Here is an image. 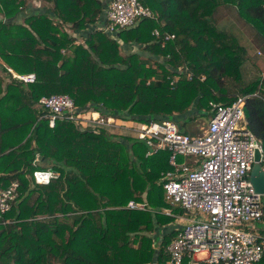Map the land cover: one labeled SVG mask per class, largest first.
Instances as JSON below:
<instances>
[{
    "label": "trees",
    "instance_id": "obj_1",
    "mask_svg": "<svg viewBox=\"0 0 264 264\" xmlns=\"http://www.w3.org/2000/svg\"><path fill=\"white\" fill-rule=\"evenodd\" d=\"M29 1L0 0V190L18 182L0 211V264H166L176 231L155 232L174 219L161 211L171 206L160 180L169 150L146 155L145 141L124 128L50 126L38 99L68 93L80 109L143 122L209 119L211 101L247 95L264 166V62L245 79L247 62L256 64L248 46L214 18L218 7H234L264 37V0H140L155 17L115 31L95 29L109 0H40L49 12L25 13ZM126 41L146 54L126 51ZM49 167L58 175L37 183L33 171ZM130 199L148 208L125 207ZM255 264H264V250Z\"/></svg>",
    "mask_w": 264,
    "mask_h": 264
},
{
    "label": "built area",
    "instance_id": "obj_2",
    "mask_svg": "<svg viewBox=\"0 0 264 264\" xmlns=\"http://www.w3.org/2000/svg\"><path fill=\"white\" fill-rule=\"evenodd\" d=\"M154 16L140 0H109L104 19L97 21L95 29L115 31ZM152 32L159 35L157 28ZM163 36L168 39L174 34L164 32ZM13 74L23 81L35 79L34 73ZM246 97L237 96L227 104L211 101L212 114L203 132L196 135L169 118L120 123V118L112 114L78 108L68 93L42 95L38 105L44 111L39 117L47 118L50 126L66 119L79 129L124 128L145 141L146 155L169 150V168L161 172L160 180L164 198L171 206L161 211L181 224L175 227L176 233L167 245L166 264H255L264 250V237L253 231L254 221L263 213L262 194L255 191L249 173L256 149L263 160V148L247 126L243 107ZM57 175L51 167L33 171L37 183H48ZM17 187L18 182L12 181L8 188L0 190L1 212L10 208ZM172 206L183 213L173 211ZM125 207L147 209L148 205L146 201L130 199Z\"/></svg>",
    "mask_w": 264,
    "mask_h": 264
},
{
    "label": "rangeland",
    "instance_id": "obj_3",
    "mask_svg": "<svg viewBox=\"0 0 264 264\" xmlns=\"http://www.w3.org/2000/svg\"><path fill=\"white\" fill-rule=\"evenodd\" d=\"M222 7L225 8L226 14H228V15H226L225 18H223L222 16H219L221 8L217 9L214 13V18L218 21L220 26H223V27H226V28L232 30V32L234 34H236L237 32L241 33V31H243L244 34H245L244 31H254L252 29V27L250 25H248V23L245 22L244 19L238 17L237 10L234 7H230V6L228 7L225 5H223ZM29 10H30V8L28 6L25 8L24 12L27 13ZM234 19L238 23L237 25L232 23V21ZM244 34H242V35L246 39V35H244ZM238 35H240V34H238ZM253 37L255 39H258V41H260L261 45H260V43H255V44L251 43L250 45H248L249 56H250L251 60L256 62V64L254 65L251 62H249V63L247 62L248 67L244 68V74H243L244 78L247 80L254 78L258 74V71L260 69H263V62H264V59L261 58V57H264L263 48L259 49L260 53L262 52L261 54L256 53V52H254V53L251 52V49L253 51H255L254 47L258 44H259V46H264L263 45L264 42H262V39L264 37L261 36V34L258 31L255 32V34H253ZM241 38H242V36H241ZM241 41H242V43L245 44V42L243 40H241ZM2 64H4V63H2ZM8 69H12V68H8ZM194 112H195L194 108H191L187 112V114L188 113H194ZM157 119L161 120L162 118H157ZM172 120H174V119H172ZM208 120L209 119H207L205 116H202V117H200V116H196V117L180 116L177 120H174V121L176 123L184 125L189 134H195L196 135V134H201L203 132V128L207 125ZM92 213L94 216H97L96 212H92ZM184 215L188 216V214H184Z\"/></svg>",
    "mask_w": 264,
    "mask_h": 264
},
{
    "label": "crops",
    "instance_id": "obj_4",
    "mask_svg": "<svg viewBox=\"0 0 264 264\" xmlns=\"http://www.w3.org/2000/svg\"><path fill=\"white\" fill-rule=\"evenodd\" d=\"M28 6H29L30 10H33V11H48V12L50 11V7L48 6V4H46V3H44V2H42L40 0H30L28 2ZM219 8H221L219 16H222L223 18H225L226 15H228V14H226L225 8L224 7H218L217 9H219ZM232 23H234L236 25L238 24L235 19L232 21ZM244 32H245V34L243 33V31H241V33H238V32L237 33L242 36L241 40H243L247 46L250 45L251 43L252 44L260 43V41H258V39H255L253 37V34H255V31H244ZM242 34L246 35V39L244 38V36ZM262 42H264V38L262 39ZM122 45H123V48L126 51H139L142 54L145 53L141 49V44L136 43L134 41H126V42H123ZM260 45H261V43H260ZM263 45H264V43H263ZM261 48H263V51H264V46H259V44H258V45H256L254 47L255 51H253L251 49V52L252 53H254V52L260 53L259 49H261ZM10 71L12 73H15L14 70H12V69H10ZM118 122H120V123L122 122L124 124L131 123L129 120H124V119H118ZM261 199H262V210H263V213H262V216L259 219L254 221L253 231H255L257 234H259L261 237H264V194H262V198ZM177 213L180 214V213H183V211L181 210V211H178ZM185 217H187V216H185ZM180 224H181V221H178V219L174 217L173 221H171L170 223H168L167 225L162 227V229L157 228L155 234L158 235L159 232H162L164 234L166 232L171 231L172 229H175V227L179 226ZM146 264H148V263H146Z\"/></svg>",
    "mask_w": 264,
    "mask_h": 264
},
{
    "label": "water",
    "instance_id": "obj_5",
    "mask_svg": "<svg viewBox=\"0 0 264 264\" xmlns=\"http://www.w3.org/2000/svg\"><path fill=\"white\" fill-rule=\"evenodd\" d=\"M40 158V156H38ZM249 179L255 191L264 194V168L261 164V153L256 149L255 161L250 169Z\"/></svg>",
    "mask_w": 264,
    "mask_h": 264
}]
</instances>
